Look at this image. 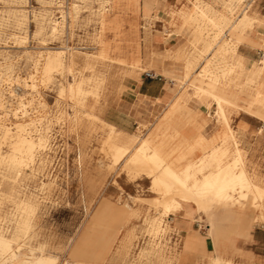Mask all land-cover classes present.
Returning a JSON list of instances; mask_svg holds the SVG:
<instances>
[{
    "label": "rangeland",
    "instance_id": "1",
    "mask_svg": "<svg viewBox=\"0 0 264 264\" xmlns=\"http://www.w3.org/2000/svg\"><path fill=\"white\" fill-rule=\"evenodd\" d=\"M149 1L146 11V0H0V121L15 127V123L34 118L32 133L42 130L47 137L43 149L35 150L32 158L25 157L22 165L0 161V230L7 236L14 232L13 219L22 200L31 198L37 203L30 230L20 233L13 243L22 253L18 261L43 249L58 257L57 264H88L99 256L102 264H211L212 257L218 254L232 264H262L252 259L253 250L264 254V247L256 248L252 243V226L240 232L242 223L264 222L261 207L251 205L252 192L247 191L238 224L225 219L221 223L226 227L215 229L220 217L215 220L214 214L221 209L213 206L195 211L189 218L188 230L167 227L161 231L163 225H174L182 214L165 213L162 194L151 188V178L144 172L134 176L129 170L134 147L115 161L107 142L109 127L103 121L127 134L138 135L140 141L151 136L171 100L183 95L186 106L181 112L191 120L189 126H200L206 135L213 134L217 127L222 132L225 125L216 113L214 98L197 96L194 80L208 61L213 69L222 65L214 53L225 41L233 44V30L222 33L214 49L203 54L204 39L212 40L215 30L208 27L199 35L197 24L186 23L180 13L193 9L197 2L211 3L220 10L232 3L237 11L234 17L243 9L255 16L249 27L252 30H248L254 41L238 47V53L246 57L247 67L255 63L250 74L254 77L255 70L264 65V0ZM58 21V28L53 30ZM146 33L150 34V41L146 40ZM60 50L67 62L68 56L75 57L74 71L56 70L50 80L43 79L41 67L46 57ZM115 58H125L127 63ZM134 60L139 61L138 65H131ZM190 60L194 62L192 67H188ZM87 64L93 68H87ZM100 73L108 77L107 84L99 96H87L86 109L75 106L68 91L65 96L60 93L62 86L67 87L74 79H81L83 87L93 91ZM260 89L264 90V81ZM246 98L240 94L241 107H230L227 114L232 128H244L241 144L247 155L246 159L243 152L245 168L252 179L255 173L264 183V118L246 109ZM192 111L200 114L201 125L194 124ZM88 112L99 118L87 115ZM221 139L216 138L213 144L223 143ZM3 143L0 153L6 156L11 147L6 141ZM237 145H227L230 154L224 161L233 158ZM208 147L198 144L196 153L207 155ZM168 163L169 160L161 162L156 174ZM241 193L238 189L233 195L242 198ZM131 234L126 248L122 247ZM188 234L210 242L211 250L205 256L192 251L184 260H169L170 251L182 253ZM125 249L127 253L123 255Z\"/></svg>",
    "mask_w": 264,
    "mask_h": 264
},
{
    "label": "bare ground",
    "instance_id": "2",
    "mask_svg": "<svg viewBox=\"0 0 264 264\" xmlns=\"http://www.w3.org/2000/svg\"><path fill=\"white\" fill-rule=\"evenodd\" d=\"M230 1L234 2V0ZM235 1L240 3L242 0ZM145 6L148 8V5ZM193 7L194 8L191 10L188 8L186 10H182L180 17L183 18L186 23L194 25L197 24V30L200 33L199 35H202L203 31L208 27H210L211 30L213 29V32L214 30L216 32L212 40L204 39L205 48L201 53L204 54V52L212 51V49H214V47L219 43V40H221L220 35L227 32V30H233V44L230 45L228 41H225L219 45L216 53H214L215 58L219 59L222 65L213 69L209 66L208 61L207 64H205V66H203L199 71L198 76L194 80V93L199 97H203L205 95L212 96L217 104L216 113L225 125V129L217 137L222 138V146H217L207 155L203 154L200 156L196 153V146L201 143L206 144L205 138L199 137L193 143H189L185 140L181 131L184 132V130L189 126L191 120L184 116L181 112L182 108L186 106V103H183L185 102V96L183 95L175 97V99L172 98L173 100H171L170 105H168L169 108L163 112L164 114L155 126L151 136L142 138L140 141L138 135L127 134L113 124L106 122V120L103 121V124L109 127L110 135L107 142L110 143L109 150L115 161L130 153L131 149L134 147L129 164V170L134 174V176L144 172L146 177L151 178V188L162 194V202L166 208L165 213H177V211H179L185 204L189 203H192L195 206L196 211L207 210V208L216 206L220 208L221 211L219 214H214L215 220L217 217H220L215 223L216 225L214 224V227L215 229L220 230L226 227L223 226L221 220L226 219L236 221V223L240 221L243 215V209L245 208L243 201L244 198L247 197V191L253 193L252 200H250L251 205L256 209L261 207V216L264 218V187L256 183L245 168L243 151L237 145L240 142V139L231 126V117L227 114L230 107H241L239 103V95L244 93L247 96L245 99L246 109L252 111L253 113H258L264 118V90L260 89L261 82L264 81V65L257 68L255 70V76L252 77L250 74L255 66V63L253 62L251 66L246 69L247 60L238 53V47L243 42L245 37V30L253 26L256 19L255 16L243 9L240 14L234 17L237 11L233 7L232 3H226V6L224 7L225 9L223 10L216 9L211 3L201 4V2H197ZM104 23L105 21L103 20L102 24L104 25ZM58 24L59 21L53 26V30L58 28ZM145 38L146 40H149L150 34L146 33ZM200 41L201 40H199V42ZM123 54L124 53L122 51V55ZM68 58L70 59L67 62L63 50L54 54H48L43 66L41 67L43 79L50 80L52 73L56 70L74 71L75 57L73 58L68 56ZM114 60H117L120 63H127L125 58H115ZM135 60L131 63L132 66L138 65L139 61ZM193 63L194 62L192 60L188 61V67H192ZM87 68L93 67L87 64ZM245 73L246 76H244ZM106 75L103 73L97 74V85L93 91L85 89L86 87H83V81L81 79H74V81L70 82L67 87L62 86L60 93L62 96H65V93L67 94L68 91L70 98L76 104L75 106H80L81 108L86 109V105L88 104H85V99H87V96L90 93H94L98 96L100 95V91L103 90L108 81V77ZM178 99H182L183 101L179 102ZM87 115L99 118V116L91 112H88ZM90 119L92 118L90 117ZM25 121L26 123H15V127H10L11 125L9 126L5 122L0 121V144L6 141L11 147L10 154L3 156V154L0 153L1 162L8 163L12 166H18V164L24 163L23 161L25 157L28 159L32 158L34 156V151L38 148L44 147V144H46L47 137L42 130L38 132L36 131L37 133L35 135L33 134L34 132L32 133V131H34L33 126L35 124V119L30 118ZM44 124H41V126ZM157 137L162 138L157 140ZM230 142L237 145L236 148L234 147L236 150L232 159L224 161L225 154L227 153V145ZM194 154H197L196 157H193ZM164 160H169V163L160 173L156 174L157 168ZM24 165L25 164H23V166ZM205 170H207V172H205ZM199 174H203L202 177H199ZM15 177L17 176L15 175ZM25 178L26 177H24V179ZM238 189L242 192V198H237L233 195L234 191ZM36 209L37 203L31 200V198L22 200L18 203V213L16 214L15 219H13L14 232L7 236L4 230H0V264H57L58 257L54 254L44 253L43 249V251L40 250L41 252L39 254L32 252L30 257L27 255L28 257L25 260L18 261V258L22 253L20 248H14L13 243L19 239L20 233H26L30 230L32 226L31 215L36 211ZM235 225L233 228H235ZM67 264L77 263L68 262ZM213 264H223V262L221 259L215 258Z\"/></svg>",
    "mask_w": 264,
    "mask_h": 264
},
{
    "label": "crops",
    "instance_id": "3",
    "mask_svg": "<svg viewBox=\"0 0 264 264\" xmlns=\"http://www.w3.org/2000/svg\"><path fill=\"white\" fill-rule=\"evenodd\" d=\"M145 5H148V8L145 6ZM144 7H145V10L147 11L149 8H150V1L149 0H146L145 4H144ZM252 30V28H248L246 31H245V37H244V40L242 43L244 42H253V37H252V34L248 33V30ZM241 43V44H242ZM243 56V55H242ZM245 59L246 57L243 56ZM249 67L246 66V69H248ZM247 97V96H246ZM245 100V99H244ZM240 103V101H239ZM195 113V114H194ZM254 114V113H253ZM198 115V116H197ZM199 113L196 112V111H192V116L191 118L195 121L194 124H200L201 123L198 121V117H199ZM256 115V114H254ZM197 116V117H196ZM258 117H260L259 115H256ZM261 118V117H260ZM193 121V122H194ZM114 125V124H113ZM116 126V125H114ZM117 127V126H116ZM118 128V127H117ZM235 132L237 133V135L239 136V139H240V148L242 149V151L244 152L245 156H246V159H247V155H246V150L244 149V147L242 146V135L244 133V128L242 127L241 129H235ZM121 130V129H120ZM124 132V131H123ZM221 133V129L217 127V130L211 134V135H206L203 133V131L201 130V127H195V126H188L184 132H182V136L192 142L196 139H198L199 137H204L205 140H206V147L209 146L207 149V153H210L213 149H215V147H219V146H222V143H214V141L216 140V138L218 137V135ZM231 143V142H230ZM229 143V144H230ZM228 144V145H229ZM233 144V143H232ZM234 145V144H233ZM224 147V146H223ZM236 148V147H235ZM233 150L232 154L234 155V152H235V149ZM230 154L229 152V146H227V153L225 154L226 157H228ZM225 159V157H224ZM230 160V159H229ZM253 179L256 183H258L259 185H261L262 187H264V183H261L260 179L257 177V175L255 173H253ZM196 211L195 209V206L192 204V203H189V204H185L179 211H177V213H180L182 214V217L181 218H178L176 221H175V224L174 225H163L161 228V231L162 230H166L167 227H179V228H183V229H186L188 230L190 228V220L189 218H191L194 214V212ZM252 226V227H251ZM249 227H251V236H252V243H254L256 245V248H258L259 246H262L264 247V222L262 223H253L251 224V222L249 221L248 224H244L242 223L241 224V230L240 232L242 231H246L247 229H249ZM238 232V231H237ZM239 233V232H238ZM132 235V234H131ZM130 235V237L128 238V240H126L124 242V245H122V247H125L126 248V243H128V241L130 242V240L132 239V236ZM238 240L242 242V238H237L236 237V241ZM227 243V242H226ZM253 244V245H254ZM228 245V244H227ZM235 245V244H234ZM216 246L218 247V241L216 242ZM221 246V245H220ZM201 247L203 248L204 247V250L201 249ZM216 247V248H217ZM212 248V244L209 242L208 244V241H205L203 242V240L195 235H187L186 236V239L184 241V249L182 251V253L180 254H176L174 253V251H170L171 252V255L168 256L170 259L169 260H176V261H180L181 259L184 260L186 259V255L188 252H192V251H198L200 252V254L203 252L204 256L206 254V252L210 251ZM254 251V255L252 256V259L254 262H262V264H264V254H261V253H258L256 250H253ZM127 253L126 249L123 250V255H125ZM102 256H99V257H95L96 261H91V262H87L88 264H102L101 261H100V258ZM158 257V256H157ZM164 258H167V254L164 255ZM215 258H219L222 260L223 264H232V261L230 259H225L221 254H218L217 256H213L212 257V262L211 264L214 263L215 261ZM158 259H161V257H158ZM238 264H241V263H238Z\"/></svg>",
    "mask_w": 264,
    "mask_h": 264
}]
</instances>
